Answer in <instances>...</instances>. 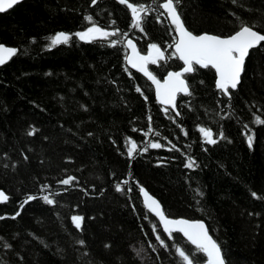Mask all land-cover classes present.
I'll return each mask as SVG.
<instances>
[{"label":"trees","instance_id":"16d2710c","mask_svg":"<svg viewBox=\"0 0 264 264\" xmlns=\"http://www.w3.org/2000/svg\"><path fill=\"white\" fill-rule=\"evenodd\" d=\"M90 3L23 0L0 13V44L20 50L0 66V188L14 201L0 204V215L13 214L28 193L45 195L39 190L41 184H50L52 191L62 193L58 198L61 206L56 209L33 201L22 219L0 221V237L4 238L0 264H87L89 260L95 264H145L135 256L134 248L147 247V240L155 243L149 224L155 218L136 187L127 197L114 190L113 172L121 179L131 172L170 216L206 221L214 238L222 242L229 264H264V200L251 195L256 192L264 197V125L252 123L253 114L264 118V56L253 57L247 65L232 109L214 101V70H202L189 79L194 91L191 107L196 111L184 115L183 127L189 132L184 137L160 110L151 82L135 69H130L131 76L125 71L123 50L75 37L70 45L48 50V37L59 31L84 30L89 26L84 20L88 14L101 25L116 19L121 29L141 37L137 41L141 50L149 38L162 47L170 42L164 26L154 21L146 25L148 37L129 29L130 14L116 0H99L94 7ZM180 10L186 26L197 34H232L233 13L249 24L264 23V0H237L236 4L232 0H182ZM180 63L173 60L167 69H150L162 78L167 71L179 70ZM135 85L149 97L147 104ZM178 104L184 108L180 98ZM148 114L153 117V129L161 133L156 139L165 145L171 140L180 152H170L168 147L150 149L129 169L120 152L126 151L124 142L129 136L143 148L149 138L132 129L147 130ZM244 124L257 133L254 151L242 135ZM199 125L222 129L228 140L215 146L204 144ZM32 126L38 131L29 136ZM24 155L29 157L27 162ZM187 156L194 157L200 167L185 168ZM68 175H75L79 183L65 192L59 180ZM197 186L206 194L200 206L193 200L192 190ZM73 214L85 216L84 233L71 224ZM81 237L86 248L76 243ZM5 242L13 249L5 248ZM147 264H154L150 257Z\"/></svg>","mask_w":264,"mask_h":264},{"label":"snow or ice","instance_id":"6c2138e0","mask_svg":"<svg viewBox=\"0 0 264 264\" xmlns=\"http://www.w3.org/2000/svg\"><path fill=\"white\" fill-rule=\"evenodd\" d=\"M22 0H0V13H5L12 9L15 5L20 4ZM119 5H123L130 14V23L128 28L138 31L144 37H148L146 25L149 21L162 24L165 31L168 32L170 42L165 47L161 43L152 42L149 38L146 43V48L141 50L138 47L137 41L141 37H134L129 31L121 29L117 25L116 19H110L107 25L99 24L93 14L84 16V20L89 24L84 30L74 33L59 31L48 37L47 48L51 50L59 45H70L73 42V37L85 43H104L106 46L124 51L125 71L131 76L130 69H135L138 73H142L143 77L151 82L154 87L156 101L161 106V111L169 122L175 124L183 132L184 137L189 136V132L183 127L184 115L187 112H195L196 109L191 107V99L194 96V91L191 90L189 79H194L202 70L213 71L215 74V89L217 95L214 98L215 103L226 105L228 109L234 107L233 101L244 83L247 73V65L251 63L253 57L264 56V31L256 29H264V23L253 21L249 24L246 20L233 13L235 17V31L232 34L225 36L217 34H194L190 31L184 22L183 13L180 10L182 0H151L147 2H133V0H116ZM233 4L237 0H232ZM99 3V0H91L90 6L94 7ZM35 42V40H33ZM171 49V51H169ZM20 50L15 47H7L0 44V66L5 65ZM173 60L180 63L179 70H170L161 78L150 66H158L167 69L170 62ZM130 66V67H128ZM52 75V73H47ZM200 84L204 81L200 80ZM135 91L139 93L145 104L149 97L144 94V90L135 85ZM178 97L184 104V108L178 104ZM232 113H229L230 118ZM254 115L252 121L255 125H264V118L259 115ZM147 130L133 128V132H142L143 137H148L144 142L143 148L138 144L136 139L127 137L124 142L126 151L120 152L127 160V166L130 169L135 160L141 157L144 153H148L150 149H164L168 147V151L180 152V149L167 141V145L161 143L159 138L161 133L152 127L153 117L148 114ZM227 119V118H225ZM38 129L32 126L27 133L29 136H34ZM198 132L202 136V142L207 145L215 146L220 141L228 140L225 132L222 129H217L208 126L199 125ZM92 135V133H88ZM242 135L246 140L250 150H255L257 133L248 124L243 125ZM47 139V137H45ZM167 139V137H163ZM179 139V137H177ZM228 142H231L230 140ZM113 144L116 141L112 142ZM191 147V145H188ZM208 151L207 148L203 149ZM183 154V153H182ZM170 159V158H169ZM23 160L27 162L29 157L23 156ZM43 163V161H41ZM8 167L7 164L4 165ZM160 166V165H158ZM184 167L188 169L199 168L194 157L187 156ZM114 190L124 196H128L133 188L136 187L143 197V204L155 220H150V231L154 237L155 243L152 240H147V247L143 244L140 248H134L135 256L143 258L145 264L150 257L154 264H164L165 259L168 264H229L226 259V253L222 247V242L214 238L210 233V228L203 219H187L171 217L164 210L161 202L146 190L138 180L133 179L131 172L123 179L118 177L113 172ZM79 183L75 175H68L67 178L60 179L59 184L65 186L64 191L68 192ZM39 190L46 193L38 195L34 193L26 194L19 202L17 209L10 216L0 215V221L11 219L13 221L18 218H23L26 214V206H30L33 201H42L43 204L51 206L52 209L60 207L59 197L62 195L59 191H52L50 184H41ZM87 193V189H81ZM95 191V188H93ZM193 200L197 206L201 205L205 197L204 191L197 186L193 190ZM103 195V191L100 192ZM251 195L257 199L264 200V197L258 196L256 192ZM12 201L11 197L4 190H0V204L7 205ZM79 205H77V208ZM133 210L135 205H132ZM204 211L202 207L199 208ZM253 215V213H249ZM255 215H259L256 213ZM145 219L148 218L146 214ZM95 219V217H90ZM71 224L76 230L82 234L85 232V216L81 214H73L70 217ZM143 227V226H141ZM259 227V225H257ZM148 236V232H144ZM34 238L39 240L33 234ZM4 238L0 237V241ZM180 241H185L181 243ZM44 244V247L49 245ZM76 243L86 248L87 242L85 239L78 238ZM5 248L12 250L13 245L5 242ZM105 248H111L110 244H105ZM58 252L63 253V249H58ZM155 256H152V254ZM87 253H81V256ZM23 261L24 257H20ZM87 264H95V261L89 260ZM131 264H136L132 261Z\"/></svg>","mask_w":264,"mask_h":264},{"label":"water","instance_id":"95a60500","mask_svg":"<svg viewBox=\"0 0 264 264\" xmlns=\"http://www.w3.org/2000/svg\"><path fill=\"white\" fill-rule=\"evenodd\" d=\"M23 1V0H22ZM186 25V24H185ZM187 27V26H186ZM188 28V27H187ZM189 29V28H188ZM190 30V29H189ZM257 30V29H256ZM191 31V30H190ZM193 32V31H192ZM194 33V32H193ZM203 33H205V32H203ZM203 33H198V34H203ZM207 33H209V32H207ZM194 34H197V33H194ZM209 34H213V33H209ZM5 46H7V47H12V46H8V45H6V44H4ZM151 70V69H150ZM142 74V73H141ZM179 98V97H178ZM146 190H148L146 187H144ZM0 190H4V189H2V188H0ZM5 191V190H4ZM149 191V190H148ZM149 193L151 194V195H153L150 191H149ZM142 196V195H141ZM156 199H158L155 195H153ZM143 198V197H142ZM159 200V199H158ZM160 201V200H159ZM161 202V201H160ZM162 204V203H161ZM162 206H163V204H162ZM164 208V207H163ZM171 217H174V216H171ZM174 218H187V217H174ZM187 219H192V218H187ZM205 223H206V221H205ZM211 233V232H210Z\"/></svg>","mask_w":264,"mask_h":264},{"label":"bare ground","instance_id":"6f19581e","mask_svg":"<svg viewBox=\"0 0 264 264\" xmlns=\"http://www.w3.org/2000/svg\"><path fill=\"white\" fill-rule=\"evenodd\" d=\"M199 219V218H198ZM208 224V223H207Z\"/></svg>","mask_w":264,"mask_h":264}]
</instances>
